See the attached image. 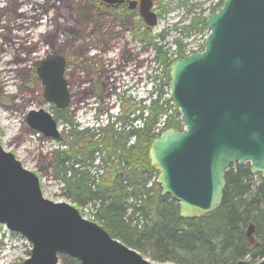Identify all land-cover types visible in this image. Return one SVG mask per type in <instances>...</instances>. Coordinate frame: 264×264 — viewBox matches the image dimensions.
<instances>
[{
    "label": "water",
    "instance_id": "95a60500",
    "mask_svg": "<svg viewBox=\"0 0 264 264\" xmlns=\"http://www.w3.org/2000/svg\"><path fill=\"white\" fill-rule=\"evenodd\" d=\"M139 4L142 21L154 26L152 0ZM205 26L204 49L169 65L182 129L165 128L147 148L160 194L177 203L182 218H198L220 206L232 163H248L250 173L264 179V0H223L206 16ZM64 69L65 57L56 55L35 71L44 85L43 97L57 109L70 103ZM25 121L44 137L62 140L48 111L30 110ZM0 223L30 243L20 264H58L60 255L78 264H165L153 263L113 238L75 206L43 197L38 176L1 144ZM253 228L248 225L246 234ZM234 264H264V258Z\"/></svg>",
    "mask_w": 264,
    "mask_h": 264
},
{
    "label": "rangeland",
    "instance_id": "374dc122",
    "mask_svg": "<svg viewBox=\"0 0 264 264\" xmlns=\"http://www.w3.org/2000/svg\"><path fill=\"white\" fill-rule=\"evenodd\" d=\"M219 2L152 0V10L158 13V20L149 27L137 21L135 14L116 18L108 3L101 0H0V74H7L10 81L0 87V144L5 151L12 152L25 169L38 176L43 197L69 203L77 207L83 217L94 220L97 205L90 202L77 206L67 197L63 183L49 165L51 153L58 148L67 149L74 140L70 134L79 136V132H84L85 141L89 136L97 138V133L103 137L109 125V130L121 133L130 126L138 127L139 120H128L140 114L142 105L149 103L151 95L159 97V103L167 102V115L171 120L180 119V110L171 97L168 62L179 58L180 54L184 56L203 49L208 33L206 26L200 29L183 26H188L193 17L205 21L206 16L219 7ZM16 7L19 12L28 10V14L36 8L46 22L38 28L18 30ZM38 16L34 15L30 21H37ZM175 40L181 43L179 49ZM155 46L165 52L164 63L155 59ZM60 54L67 59L64 77L70 94V103L63 109H57L43 97L44 85L35 72L44 60ZM128 57L132 58L130 62ZM137 65L140 77L132 73L124 75ZM107 77L110 83L121 79L116 82V89L106 84ZM109 88L112 92L107 96ZM38 109L48 111L57 120L61 141L46 138L28 126L27 113ZM164 118L165 115L160 119V128ZM133 140L130 138L128 143ZM98 160L93 164H98L100 174L106 171L107 165ZM157 173L155 171L147 184L148 194L160 191ZM259 178L252 175L253 183ZM137 214L131 216V211L127 210L125 221L140 228L145 224L144 217ZM257 237L254 230L248 239ZM29 250L30 243L23 235L0 223V264H20L28 257ZM136 251L153 263L176 264L156 260L159 252L146 243L142 250ZM189 261L192 264L198 260L190 258ZM58 264H62L60 260Z\"/></svg>",
    "mask_w": 264,
    "mask_h": 264
},
{
    "label": "trees",
    "instance_id": "16d2710c",
    "mask_svg": "<svg viewBox=\"0 0 264 264\" xmlns=\"http://www.w3.org/2000/svg\"><path fill=\"white\" fill-rule=\"evenodd\" d=\"M183 27L200 29L205 27V21L193 17ZM176 44L179 49L181 43ZM155 51V59L164 63L165 52L156 46ZM159 101V97L151 95L140 114L128 120L137 119L140 125H129L125 134L109 130L110 125L103 137L97 133L95 139L89 136L83 141L84 132H79V136L70 134L74 140L69 147L51 153L49 165L63 183L67 197L77 206L95 203V222L132 249L142 250L143 243L155 248L158 261L191 264L189 260L194 258L198 261L192 264H234L245 257L250 261L263 259L264 179L259 178L254 184L248 164L229 165L220 206L198 218L180 217L177 203L160 191L148 194L147 184L155 170L149 165L147 148L150 140L160 134L155 129L163 115V129L181 128L180 119L171 120L167 115V102ZM130 138L134 140L128 143ZM95 159L106 163L105 172L97 173L100 167L93 164ZM127 210L131 216L142 215L145 224L138 228L126 222ZM250 224L258 236L255 240H249L246 234L245 228ZM59 260L62 264H78L66 255H60Z\"/></svg>",
    "mask_w": 264,
    "mask_h": 264
},
{
    "label": "bare ground",
    "instance_id": "6f19581e",
    "mask_svg": "<svg viewBox=\"0 0 264 264\" xmlns=\"http://www.w3.org/2000/svg\"><path fill=\"white\" fill-rule=\"evenodd\" d=\"M19 10V8L18 7H16V11L17 12H19L18 11ZM33 10V11H32ZM31 10V12H33V13H30V14H28L27 12H29L28 10L26 11H24V12H19V13H17L16 14V23H17V28H18V30H20V29H24L25 31H27L28 30V28L29 27H31V26H33V27H36V25H37V21H38V23H41V24H43L44 22H46V19H44L45 17L42 15V13L40 12H38L37 11V9L36 8H33ZM34 15H39L38 16V19H37V21H30L31 20V18L34 16ZM72 17H73V13H72ZM21 18V19H20ZM26 19V20H25ZM25 20V21H24ZM30 22V23H29ZM27 24V25H26ZM37 28V27H36ZM11 32H12V30H10ZM58 33H56V35H57ZM22 37H24V36H22ZM3 50V49H2ZM132 60V58L131 57H128L127 58V61L128 62H130ZM132 64H133V62H132ZM131 64V65H132ZM137 68H139V65H137V66H132L129 70H128V72H126V73H124V75H128L129 76V74L130 73H132L131 75L132 76H134V77H136V76H138V77H140V72L138 71V69ZM6 76H7V74H0V87L2 88L4 85H7V84H9L10 83V81H8V78L9 77H7L6 78ZM120 77H121V75H120ZM121 79H119V78H116L114 81H112L111 83H110V80H109V78L107 77V85L108 84H110L111 86H110V88L112 87L113 88V90L114 89H116V82L117 81H120ZM141 80V79H140ZM108 89L107 90V96H110V93L112 92L111 91V89Z\"/></svg>",
    "mask_w": 264,
    "mask_h": 264
},
{
    "label": "flooded vegetation",
    "instance_id": "af4514ba",
    "mask_svg": "<svg viewBox=\"0 0 264 264\" xmlns=\"http://www.w3.org/2000/svg\"><path fill=\"white\" fill-rule=\"evenodd\" d=\"M131 3H133L132 8L129 7ZM139 3H140V0H121V1L118 0L115 3L107 4V5H108V8L113 12V14L116 18L122 17L123 15H128V14H130L132 17H134L133 14H135V16L137 18L136 20L141 22L142 17L139 13V5H140ZM44 12H46L45 8H44ZM157 16H158V13H157ZM40 25H41V23L37 22L36 27L38 28ZM66 61H67V59L65 58V66H66ZM79 85H81V84L79 83ZM126 132H127V130H125L123 132V134H125Z\"/></svg>",
    "mask_w": 264,
    "mask_h": 264
}]
</instances>
